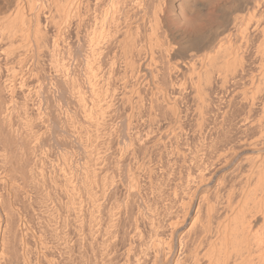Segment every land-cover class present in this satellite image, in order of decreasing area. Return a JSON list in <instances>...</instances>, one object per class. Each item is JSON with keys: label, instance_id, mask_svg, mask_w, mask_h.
<instances>
[{"label": "bare ground", "instance_id": "6f19581e", "mask_svg": "<svg viewBox=\"0 0 264 264\" xmlns=\"http://www.w3.org/2000/svg\"><path fill=\"white\" fill-rule=\"evenodd\" d=\"M105 1L0 0V264H264V0Z\"/></svg>", "mask_w": 264, "mask_h": 264}, {"label": "rangeland", "instance_id": "374dc122", "mask_svg": "<svg viewBox=\"0 0 264 264\" xmlns=\"http://www.w3.org/2000/svg\"><path fill=\"white\" fill-rule=\"evenodd\" d=\"M107 1V0H106ZM105 1V2H106ZM161 1V3H163V5L164 6H162L163 7V16H164V20H165V22H166V25H168V26H166L165 28H160V29H163V30H161V31H159L157 28H154L153 29V27H152V25H153V22L155 21V18H153V15H155V13L153 14V7H151V5L153 6V3H151L150 1H146V2H142V4H141V7H142V5H143V7L141 8L140 7V10H141V12L139 11V9H138V11L136 10V9H132V8H130L127 12H126V14L124 15L123 13L122 14H120L119 15V19H120V22H119V20H118V23H120L119 24V30H120V27H122L124 30H126V29H128V28H130L129 29V31H131V33L132 32H134V35L136 34V35H138V37H140V38H138L139 40H142V41H140V42H142V44H145V46L147 47V46H150L151 48L153 47V49L156 51V52H154L155 53V59H154V63L157 65V64H159V65H161L163 62L161 61V60H163L164 59V61L166 62V60H167V57H163L162 59H161V57H162V54H161V57L159 56V54H160V51L158 52V50L157 49H160L159 48V46H155V45H157L156 43H157V41L158 42H160L161 40H164V39H166V35L168 34V33H172V34H176V32L178 31V30H180V31H178L179 33V35H178V37H176V38H174L173 40V42H175L176 44H177V42L180 40V38L181 37H185V35H187V36H192L193 35V37L194 36H199V35H202V34H204L206 31V29L209 27V28H211V27H213L214 26V24H216L215 23V21L212 19H210V17H208V15H205V11H204V14L203 13H200L199 15L200 16H198V15H191L190 13L188 14H185V11L183 10V8L181 7V1L182 0H160ZM200 1H203V0H200ZM207 1H210V0H206V2ZM203 2H205V1H203ZM151 3V4H150ZM160 3V4H161ZM133 5H136L135 3L133 4ZM162 5V4H161ZM131 7V6H130ZM189 10H191V9H189ZM135 11V12H134ZM207 11V10H206ZM137 12V13H136ZM191 12V11H190ZM236 13V14H235ZM241 13V14H240ZM244 13V14H243ZM261 13H262V15H261ZM234 14H235V16H234ZM158 15H159V12H158ZM204 15H205V17H204ZM232 15L234 16V17H239L238 19L240 20V21H242V20H244L243 18L244 17H246L247 15H246V12L245 11H235V12H233L232 13ZM231 15V20H232V16ZM238 15V16H237ZM239 15H241V16H239ZM259 15H261V16H259ZM196 16V17H195ZM198 16V17H197ZM202 16V17H201ZM155 17V16H154ZM233 17V18H234ZM257 17H259V22L261 21L262 22V24H263V26H264V12L263 11H259L257 14H256V17L255 18H257ZM262 17V18H261ZM205 18H207V19H205ZM209 18V19H208ZM153 19H154V21H153ZM237 19V20H238ZM234 22V21H233ZM233 22H231V23H233ZM82 24H83V28H81L82 27ZM81 25H80V29H78V31H79V33L81 34V32H82V36H84V34H86L85 32V26H84V23H82ZM154 24H155V22H154ZM203 24H204V26H203ZM210 24V25H209ZM261 24V23H260ZM261 24V25H262ZM207 27H206V26ZM209 25V26H208ZM75 26L76 25H74L73 27H74V30H75ZM77 28H79V26L77 27L76 26V29ZM121 28V29H122ZM166 28H168V29H166ZM84 29V34H83V30ZM152 29V30H151ZM167 31V33L165 34V30ZM231 29H233L232 27H231ZM81 30V31H80ZM123 30V31H124ZM154 30H158L157 32H155ZM171 30V31H170ZM120 31H122V30H120ZM123 31L122 32H120V33H123ZM176 31V32H175ZM72 32H73V29H72ZM159 32V33H158ZM78 33V35L80 36V34ZM119 33V32H118ZM224 33V32H223ZM72 34H74V33H72ZM71 34V36L73 37V35ZM164 34V35H163ZM189 34V35H188ZM158 35V36H157ZM119 36V35H118ZM143 36V37H142ZM81 37V36H80ZM158 37V38H157ZM159 37H160V39H159ZM180 37V38H179ZM156 38V39H155ZM75 38L73 37L72 38V40H74ZM177 39H179L178 41H177ZM155 40H157V41H155ZM156 42V43H155ZM162 42V41H161ZM163 42H166V40L165 41H163ZM162 42V43H163ZM172 42V45H175V46H177V45H179V43L176 45L175 43H173ZM74 45H76V44H74ZM158 47V48H155V47ZM70 47H71V53H69V56H68V59H70L71 61L73 60V61H76V59H77V57H74V56H76V54H75V52H76V50H74V48L76 47V46H74V47H72V45H70ZM151 48H148L149 49V51L151 50ZM70 49V48H69ZM120 46H118V48H116V53L118 54L120 51ZM69 51V52H70ZM189 52V50H183V51H181V53L179 52V53H176L177 55H174V57L172 56V57H170L171 59H172V61H175L176 59L177 60H182L183 58L185 59V58H187V53ZM153 51H151V53H152ZM176 52H177V50H176ZM200 52H202V51H200ZM158 53V54H157ZM71 54V55H70ZM153 54V53H152ZM74 55V56H73ZM112 55V54H111ZM70 56H72V57H74L73 59H72V57H70ZM153 56V55H152ZM70 57V58H69ZM110 57V56H109ZM165 58H166V60H165ZM169 58V59H170ZM180 58V59H179ZM160 59V60H159ZM171 59H170V61H171ZM156 61V62H155ZM158 61V62H157ZM158 66V65H157ZM118 77V76H117ZM117 77H115V79H117ZM159 78H161V77H159ZM159 78H158V81H159ZM188 80V79H187ZM117 81V83H120V78L118 77V79L116 80ZM156 82H157V80H156ZM155 82V86L157 87V86H159V84H157ZM160 83V82H159ZM163 82H162V79H161V84H162ZM161 84H160V86H161ZM163 85V84H162ZM159 86V87H160ZM52 87H54V86H52ZM44 148H45V146H43ZM47 147V146H46ZM43 149V148H42ZM45 149H48V147L47 148H45ZM44 150V149H43ZM45 151H47V150H45ZM44 151V152H45Z\"/></svg>", "mask_w": 264, "mask_h": 264}]
</instances>
